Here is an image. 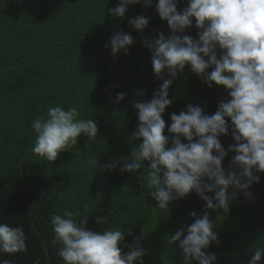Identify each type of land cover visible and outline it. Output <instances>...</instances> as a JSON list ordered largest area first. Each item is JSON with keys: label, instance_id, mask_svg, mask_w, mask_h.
<instances>
[{"label": "trees", "instance_id": "1", "mask_svg": "<svg viewBox=\"0 0 264 264\" xmlns=\"http://www.w3.org/2000/svg\"><path fill=\"white\" fill-rule=\"evenodd\" d=\"M119 2L0 0V225L21 228L26 244L22 253L0 252V264H64L58 254L62 245L52 243L51 219L63 217L65 211L78 213L77 220L88 218L86 230L94 233L122 230V254L139 240L145 251L143 264H183L179 243L171 245L168 240L181 228L187 234L194 222L191 213L202 216L204 201L192 192L162 210L151 190L142 186L141 172L147 163L136 174L122 172L123 162L104 170L111 161L131 159L132 148L142 142L129 141L138 127L134 103L150 102L163 83L153 74L151 52L143 41L154 40L159 33L166 38L171 35L167 22L156 12L158 0H152L150 7L129 5L123 18L109 11ZM176 4L182 12L188 0H176ZM138 16L148 20L142 33L129 24ZM192 23L183 35L196 40L194 19ZM117 32L130 35L133 44L127 55L121 50L114 57L110 41ZM164 76L168 78L167 73ZM177 77L169 88L172 103L162 116L168 148L172 136L167 128L173 113L186 112L191 105L211 116L221 101L230 98L222 87L210 89L190 66ZM118 94H124L120 102ZM57 106L65 111L75 108L79 119L95 121L98 136L88 140L82 134L77 145L50 163L32 151L36 140L32 124L47 119L48 109ZM227 124L228 135L219 137L225 151L235 144L231 121ZM181 142L187 143L183 137ZM90 155L97 157L96 168L82 163ZM233 156L228 153L222 163L225 173ZM253 174L259 183L248 189V199L230 187L228 195L235 192L236 198L228 214L208 210L217 242L203 251L215 255L213 264H248L255 249L264 252V173L254 170ZM104 217L107 222H95Z\"/></svg>", "mask_w": 264, "mask_h": 264}, {"label": "clouds", "instance_id": "2", "mask_svg": "<svg viewBox=\"0 0 264 264\" xmlns=\"http://www.w3.org/2000/svg\"><path fill=\"white\" fill-rule=\"evenodd\" d=\"M151 2L120 0L109 11L114 17L123 18L129 5L150 7ZM156 12L161 21L167 22L171 35L166 38L159 33L158 38L145 40L143 44L151 52L153 74L163 83L150 102L134 103L138 127L129 141L142 142L132 148L131 159L121 157L111 161L104 170L114 169L123 162L122 172L136 174L147 163V169L141 172L142 186L151 190L157 208L162 210H168L172 201L195 192L206 205L203 215L197 217L192 212L194 222L187 227V234L181 228L170 235L168 243H179L183 264L191 261L213 264L215 255L203 251L217 242L208 210L219 209L227 215L230 203L236 198L235 192L228 195L229 188L242 192L248 199V189L259 183L254 170L264 173V0H188L182 12L177 11L176 0H158ZM193 19L198 30L196 40L183 35L193 26ZM129 24L142 33L148 20L138 16ZM132 44L130 35L117 32L110 41L111 53L115 57L123 50L127 55ZM186 66L210 89L213 85L224 88L230 98L221 101L211 116L191 105L186 112L173 113L167 128L172 136V146L168 148L162 116L172 103L168 98L169 88ZM209 69H212L210 74ZM116 99L122 101L124 94H118ZM229 120L235 144L225 151L219 137L228 135ZM32 127L36 133L32 151L50 163L77 145L82 134L88 140L98 136L96 122L79 119L75 108L65 111L58 106L50 107L47 119L35 120ZM181 137L187 143H182ZM228 153L234 156L225 173L222 163ZM82 163L96 168L98 160L90 155ZM77 216L78 213L65 211L63 217L56 215L51 219L55 236L52 243L62 245L58 254L64 264H143L145 251L139 240L126 255L122 254L119 246L124 240L122 230L107 228L102 234L94 233L86 230L88 218L77 220ZM95 222L105 223L107 217ZM25 251L23 230L0 225V252L13 255ZM262 255L261 249H255L248 264H260Z\"/></svg>", "mask_w": 264, "mask_h": 264}]
</instances>
